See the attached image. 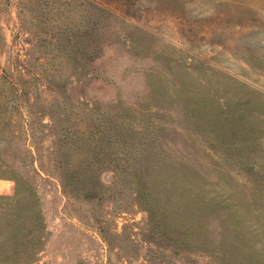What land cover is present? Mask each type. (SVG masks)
Masks as SVG:
<instances>
[{
  "label": "rangeland",
  "instance_id": "1",
  "mask_svg": "<svg viewBox=\"0 0 264 264\" xmlns=\"http://www.w3.org/2000/svg\"><path fill=\"white\" fill-rule=\"evenodd\" d=\"M0 264H264V0H0Z\"/></svg>",
  "mask_w": 264,
  "mask_h": 264
},
{
  "label": "trees",
  "instance_id": "2",
  "mask_svg": "<svg viewBox=\"0 0 264 264\" xmlns=\"http://www.w3.org/2000/svg\"><path fill=\"white\" fill-rule=\"evenodd\" d=\"M173 245H175L176 247H178V246H184L185 244H182V242L180 243V242H178L177 244H173ZM184 247H186V248H188V244H186Z\"/></svg>",
  "mask_w": 264,
  "mask_h": 264
}]
</instances>
